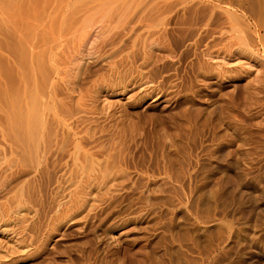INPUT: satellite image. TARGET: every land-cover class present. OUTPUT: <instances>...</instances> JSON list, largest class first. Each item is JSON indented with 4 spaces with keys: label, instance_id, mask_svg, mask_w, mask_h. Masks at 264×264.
<instances>
[{
    "label": "rangeland",
    "instance_id": "374dc122",
    "mask_svg": "<svg viewBox=\"0 0 264 264\" xmlns=\"http://www.w3.org/2000/svg\"><path fill=\"white\" fill-rule=\"evenodd\" d=\"M167 1L93 68L86 182L1 195L0 264H264V0Z\"/></svg>",
    "mask_w": 264,
    "mask_h": 264
},
{
    "label": "bare ground",
    "instance_id": "6f19581e",
    "mask_svg": "<svg viewBox=\"0 0 264 264\" xmlns=\"http://www.w3.org/2000/svg\"><path fill=\"white\" fill-rule=\"evenodd\" d=\"M169 6L167 0H0V197L33 202L44 183L86 178L94 149H88L87 116L110 77L104 68H117L112 58L124 52L126 39L131 55L143 36H165ZM98 65L104 68L96 73ZM21 177L26 182L8 190Z\"/></svg>",
    "mask_w": 264,
    "mask_h": 264
}]
</instances>
